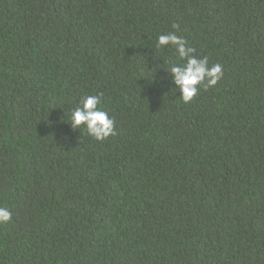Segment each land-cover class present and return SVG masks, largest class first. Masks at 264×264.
<instances>
[{
  "label": "trees",
  "instance_id": "1",
  "mask_svg": "<svg viewBox=\"0 0 264 264\" xmlns=\"http://www.w3.org/2000/svg\"><path fill=\"white\" fill-rule=\"evenodd\" d=\"M168 32L222 65L191 103ZM0 207V264H264V0H0Z\"/></svg>",
  "mask_w": 264,
  "mask_h": 264
},
{
  "label": "clouds",
  "instance_id": "2",
  "mask_svg": "<svg viewBox=\"0 0 264 264\" xmlns=\"http://www.w3.org/2000/svg\"><path fill=\"white\" fill-rule=\"evenodd\" d=\"M174 27L178 30V26L174 25ZM169 45L175 46L179 59L184 63L182 65L171 64L167 70H164L170 75L172 84L177 86L181 92L180 99L185 104L193 101L201 85L206 88L212 87L222 78V65L215 64L209 67L207 58L201 59L194 55L195 49L188 46L187 41L176 32L158 36L156 42L158 49ZM205 81H207L206 84ZM69 124L72 130L84 129L89 136L100 142L115 134V119L104 109L100 94L82 96L80 106H77L70 114ZM65 139H70V137L66 135ZM11 218V212L6 207H0V224L9 222Z\"/></svg>",
  "mask_w": 264,
  "mask_h": 264
}]
</instances>
